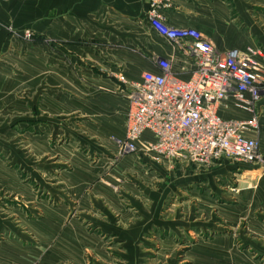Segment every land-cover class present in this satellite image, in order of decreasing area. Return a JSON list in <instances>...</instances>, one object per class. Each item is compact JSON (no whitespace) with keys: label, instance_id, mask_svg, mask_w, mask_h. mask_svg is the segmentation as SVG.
Returning <instances> with one entry per match:
<instances>
[{"label":"crops","instance_id":"crops-1","mask_svg":"<svg viewBox=\"0 0 264 264\" xmlns=\"http://www.w3.org/2000/svg\"><path fill=\"white\" fill-rule=\"evenodd\" d=\"M170 1L171 9L165 12L167 25L203 33L222 53L257 50L264 76V0ZM149 2L0 0V57L10 45L8 25L31 27L47 38V45L37 44L36 49L47 59L42 79L49 93L43 112L61 126L54 132V141L68 135L66 126L56 122L70 119L73 127L71 118L80 120L69 137L73 143L50 146L42 141L46 144L38 154L47 151V157L31 165L34 187L18 177L9 183L11 178L0 165V264H140L142 250L150 254L155 249H176V238L169 234L173 242L167 231L182 228L183 218L178 213L164 214L167 195L198 186L201 168L180 161L154 163L123 151L130 85L110 76L112 71L128 82H140L145 72L157 71L158 58L171 60L175 73L191 70L173 44L152 31L147 20ZM92 64L95 69L89 67ZM6 90V82L0 78V105H6ZM256 114L264 157V97ZM222 115L227 120L250 117L231 107ZM142 140L153 142L154 137L147 133ZM228 165L221 162L209 168H238ZM247 167L252 169L247 170L249 177L257 179L260 170ZM11 184L14 187L7 189ZM259 186L261 190L254 196L246 194L238 208L222 204L232 229L251 212L250 231L264 234L260 210L264 208V179ZM2 191L9 195L3 197L6 201ZM193 192L192 198L196 195L214 202ZM250 202L261 204L253 208ZM152 233L162 240L152 241ZM260 247L264 255L263 243ZM246 249L240 252L231 239L220 236L208 243L200 240L190 254L196 257L195 264H260L250 252L252 246Z\"/></svg>","mask_w":264,"mask_h":264},{"label":"built area","instance_id":"built-area-1","mask_svg":"<svg viewBox=\"0 0 264 264\" xmlns=\"http://www.w3.org/2000/svg\"><path fill=\"white\" fill-rule=\"evenodd\" d=\"M148 24L160 38L173 44L191 70L175 73L172 61L158 58L155 72H145L130 85L129 112L123 148L145 153L158 163L180 161L207 168L222 161L260 164L257 105L264 97V76L258 51L220 52L201 32L166 24L170 0H150ZM234 108L250 115L227 120L222 113ZM150 133L153 142H143Z\"/></svg>","mask_w":264,"mask_h":264},{"label":"rangeland","instance_id":"rangeland-1","mask_svg":"<svg viewBox=\"0 0 264 264\" xmlns=\"http://www.w3.org/2000/svg\"><path fill=\"white\" fill-rule=\"evenodd\" d=\"M5 29L9 34L10 45L0 57V78L4 79L7 85L6 105H0V165L5 167L8 173V175L6 174L7 177L11 178L9 183H13L14 177H18L23 184L31 186L33 184L30 178V168H33L31 165L47 157V151L45 154H42L45 151L38 154V150L46 144L42 141L48 142L50 146L53 144L57 146L58 142L61 145L73 143L74 141L70 140L69 137L72 131H76L80 120L77 117H72L71 119H74L73 127L70 126V119H61L60 122H56L66 126L64 129L68 135H66L67 138L54 141L56 134L54 132H57L61 126L55 125L52 120H48L49 118L44 113L45 107L42 104L49 91L46 80L42 79V66L46 67L47 59L45 53L36 49L37 44L47 45V38L27 26L14 27L8 25ZM62 50V48L58 50L60 54L63 53ZM93 65L89 67L94 68ZM119 75L121 74L110 72V76L117 81L116 77ZM123 151L126 154H135L140 159L146 158L158 163L145 153H130L129 151L126 152L125 149ZM222 162H228V166H238V168L236 170H230L228 167L220 170L209 167L201 168L198 171V176L201 175L198 186L194 184L192 188L186 187L182 194L167 195L164 214L173 216V214L178 213L183 218V222L179 224L183 225L182 228L178 227L174 232L167 231V237L176 238L175 242L172 239L176 243V249H155L150 250V254L146 250H142L144 255L140 264H151L152 260H155L152 264H195L196 257L190 254L193 247L198 246L200 240L208 243L220 236H227L228 239H231L240 252L247 250L246 246L251 245L254 250H250V252L256 254L255 260L264 264V255L261 254L260 250L261 244L264 245V234L256 235L250 231V224L254 222L251 212H248L245 218L241 219L232 229L226 223V215L222 213L223 208H221L223 203L238 208L246 194L254 196L261 190L259 185L264 179V158L260 164H252L260 170L259 181L258 178L254 180L249 177L247 170L251 168L247 166L251 164L234 161ZM34 169L36 170V165ZM202 177L206 178L203 179ZM200 185L202 186L200 187ZM32 186L34 187V185ZM13 187L11 184L10 186L7 185L6 188L12 189ZM192 191L199 196L205 194L214 202H207L196 195L192 198ZM180 195H182L181 198ZM1 196L3 201H6L4 196L9 197L3 191ZM247 203L243 202V204L248 205ZM260 204L256 205L255 202H250L249 206L254 208ZM260 210L264 216V208ZM176 216L178 215L176 214ZM236 216L239 217L238 214ZM205 228L210 230L206 232L204 231ZM150 236L152 241L156 243L162 240L158 233H152ZM204 252L202 251V253ZM205 256L208 254L201 256V258Z\"/></svg>","mask_w":264,"mask_h":264}]
</instances>
